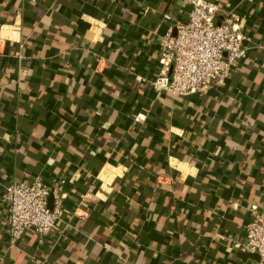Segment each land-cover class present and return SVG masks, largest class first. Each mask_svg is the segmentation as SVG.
Segmentation results:
<instances>
[{
  "label": "crops",
  "instance_id": "1",
  "mask_svg": "<svg viewBox=\"0 0 264 264\" xmlns=\"http://www.w3.org/2000/svg\"><path fill=\"white\" fill-rule=\"evenodd\" d=\"M209 1L248 55L182 97L135 77L189 0H0V264H259L236 245L264 213V0ZM36 178L65 211L11 246L6 187Z\"/></svg>",
  "mask_w": 264,
  "mask_h": 264
},
{
  "label": "built area",
  "instance_id": "2",
  "mask_svg": "<svg viewBox=\"0 0 264 264\" xmlns=\"http://www.w3.org/2000/svg\"><path fill=\"white\" fill-rule=\"evenodd\" d=\"M189 3L188 20L161 38L159 74L151 80L143 75L135 77L137 82L150 84L158 93L186 97L205 92L224 83L229 73L247 58L249 37L241 17L209 0H189ZM67 196L65 180L51 186L40 178L31 183L9 184L3 202L10 245L14 246L30 230L43 241L64 213ZM91 197L86 193L83 198ZM251 212L246 240L236 248L258 255L259 264H264V213L256 206Z\"/></svg>",
  "mask_w": 264,
  "mask_h": 264
}]
</instances>
